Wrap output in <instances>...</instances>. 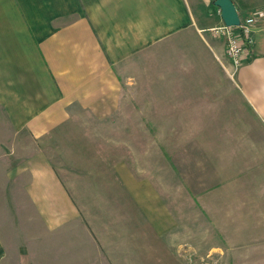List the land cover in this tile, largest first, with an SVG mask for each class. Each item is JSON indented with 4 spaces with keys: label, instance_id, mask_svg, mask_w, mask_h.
<instances>
[{
    "label": "crops",
    "instance_id": "0c3cea01",
    "mask_svg": "<svg viewBox=\"0 0 264 264\" xmlns=\"http://www.w3.org/2000/svg\"><path fill=\"white\" fill-rule=\"evenodd\" d=\"M215 1L0 0V182L18 183L22 192L1 199L8 206L0 208V264H170V236L157 223L154 202L140 206L149 220L142 239L121 210L85 206L92 198L68 192L42 152L1 164L20 152L24 136L35 143L53 138L73 107L98 120L112 115L120 104L116 66L160 47L194 62L196 84L203 76L230 80L224 84L264 125V20L232 80L224 39L211 32L224 25L220 10L212 19L200 15ZM232 1L240 20L264 13L263 3ZM13 203L21 204L18 212Z\"/></svg>",
    "mask_w": 264,
    "mask_h": 264
},
{
    "label": "rangeland",
    "instance_id": "374dc122",
    "mask_svg": "<svg viewBox=\"0 0 264 264\" xmlns=\"http://www.w3.org/2000/svg\"><path fill=\"white\" fill-rule=\"evenodd\" d=\"M205 9L199 6L201 17L219 15L213 3ZM183 54L160 47L119 64L112 115L98 120L73 107L53 138L24 136V147L1 165L42 152L68 192L92 198L85 206L121 210L142 239L149 220L140 206L154 202L170 236V264H264V125L227 78L203 76L196 84L194 62ZM9 195L22 196L21 186L0 182V208ZM131 196L144 204L128 202ZM20 205L10 206L18 212Z\"/></svg>",
    "mask_w": 264,
    "mask_h": 264
},
{
    "label": "built area",
    "instance_id": "2783aa9c",
    "mask_svg": "<svg viewBox=\"0 0 264 264\" xmlns=\"http://www.w3.org/2000/svg\"><path fill=\"white\" fill-rule=\"evenodd\" d=\"M264 20V13L262 11H256L248 18L240 20L238 27H217L211 30V32L222 37L226 46V57L229 61V68L227 73L229 77L234 80L238 71L243 65L244 57L250 53L253 39V28Z\"/></svg>",
    "mask_w": 264,
    "mask_h": 264
},
{
    "label": "water",
    "instance_id": "95a60500",
    "mask_svg": "<svg viewBox=\"0 0 264 264\" xmlns=\"http://www.w3.org/2000/svg\"><path fill=\"white\" fill-rule=\"evenodd\" d=\"M214 6L220 10L225 27L231 28L240 25V17L232 0H216Z\"/></svg>",
    "mask_w": 264,
    "mask_h": 264
}]
</instances>
